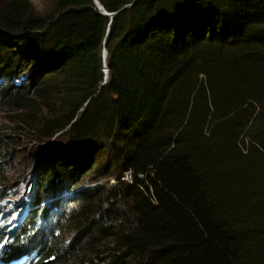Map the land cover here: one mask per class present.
Returning a JSON list of instances; mask_svg holds the SVG:
<instances>
[{"label":"trees","instance_id":"1","mask_svg":"<svg viewBox=\"0 0 264 264\" xmlns=\"http://www.w3.org/2000/svg\"><path fill=\"white\" fill-rule=\"evenodd\" d=\"M53 2L0 7V112L39 108L34 137L68 149L0 230V264H264V0H97L111 20ZM11 147L0 134V186ZM106 150L129 180L47 217L43 193L104 171Z\"/></svg>","mask_w":264,"mask_h":264},{"label":"rangeland","instance_id":"2","mask_svg":"<svg viewBox=\"0 0 264 264\" xmlns=\"http://www.w3.org/2000/svg\"><path fill=\"white\" fill-rule=\"evenodd\" d=\"M4 1L0 0V7ZM29 1L36 11L41 14L49 13L54 4L53 0ZM23 83L26 84L22 77L14 81L15 85ZM5 84L6 81L1 79L0 89ZM39 110V108H36L32 115H27L23 112H0V134L8 137L12 142L11 151L13 154L1 180L3 185L0 186V230L5 237L16 233L20 228L21 222H25L33 215L32 200L37 192L40 176L44 173L45 168L57 160L56 158L60 156L59 154L64 153V155L68 156V149L63 148L61 143L54 141L55 138L39 143L34 137L31 128L38 124L41 116L44 115V112ZM97 159L99 165H95L93 169L99 170L102 167H106L101 173L97 175L88 174L84 178L80 177L75 184H64L55 193L52 191L43 193L39 208L46 212L47 217L61 212L60 210H63L66 206H72L77 196L85 191L92 190L96 186L110 188L118 180H129L130 176L128 173L119 175L116 173L114 167L116 164L115 152L113 150L101 152ZM62 160L65 159L63 158ZM77 164L79 162L77 163L75 160L73 167H71L72 172H77ZM43 224L44 219L39 215L37 225L42 227ZM8 243L9 240H7L6 244ZM27 260H24V262ZM7 264L22 263H13L11 261V263Z\"/></svg>","mask_w":264,"mask_h":264},{"label":"water","instance_id":"3","mask_svg":"<svg viewBox=\"0 0 264 264\" xmlns=\"http://www.w3.org/2000/svg\"><path fill=\"white\" fill-rule=\"evenodd\" d=\"M93 3H94V6H95V8L97 9L98 14H99L100 16H103V17H109L110 20H111V18L115 15V14H109V13H107V12L103 9V7L97 2V0H93ZM106 56H107V53H106L105 49H103V51H102V62H103V84H102L101 86H103V85L105 84V82H106V80H107V78H108V69H107V67H106V63H105V61H106Z\"/></svg>","mask_w":264,"mask_h":264},{"label":"snow or ice","instance_id":"4","mask_svg":"<svg viewBox=\"0 0 264 264\" xmlns=\"http://www.w3.org/2000/svg\"><path fill=\"white\" fill-rule=\"evenodd\" d=\"M3 247H4V245L0 244V248H3Z\"/></svg>","mask_w":264,"mask_h":264}]
</instances>
